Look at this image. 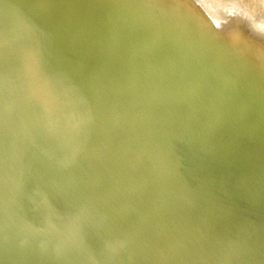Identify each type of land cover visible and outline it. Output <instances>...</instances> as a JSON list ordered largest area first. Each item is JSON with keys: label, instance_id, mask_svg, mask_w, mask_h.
I'll use <instances>...</instances> for the list:
<instances>
[{"label": "water", "instance_id": "1", "mask_svg": "<svg viewBox=\"0 0 264 264\" xmlns=\"http://www.w3.org/2000/svg\"><path fill=\"white\" fill-rule=\"evenodd\" d=\"M211 0H0V264H264V19Z\"/></svg>", "mask_w": 264, "mask_h": 264}, {"label": "rangeland", "instance_id": "2", "mask_svg": "<svg viewBox=\"0 0 264 264\" xmlns=\"http://www.w3.org/2000/svg\"><path fill=\"white\" fill-rule=\"evenodd\" d=\"M224 5L242 4L244 15L264 19V0H211L210 4L220 7Z\"/></svg>", "mask_w": 264, "mask_h": 264}]
</instances>
